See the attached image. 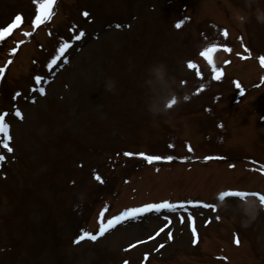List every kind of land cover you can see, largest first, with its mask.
<instances>
[{"label":"rangeland","instance_id":"1","mask_svg":"<svg viewBox=\"0 0 264 264\" xmlns=\"http://www.w3.org/2000/svg\"><path fill=\"white\" fill-rule=\"evenodd\" d=\"M39 2L0 0V29L20 15L9 38L29 33L14 53L0 39V114H6L14 148L2 149L0 138L6 159L0 168V264H264V212L247 227L241 220L238 228L225 226L242 219V200L219 195L230 188L264 192V84L240 102L241 90L260 84L264 72L257 63L264 56V22L257 20L258 14L264 19V0H55L51 19L33 32ZM83 12L92 24L81 19ZM72 26L73 37L85 29L87 38L73 42ZM65 38L72 48L64 55ZM206 49L207 58H199ZM158 62L167 67L177 96L189 99L153 115L148 102L161 90L148 68ZM17 109L22 119L12 116ZM186 141L195 150L191 157H202L192 165L153 171L140 162L114 161L128 150L188 158ZM171 197L209 209H192V218L184 212L137 217L95 241L74 243L83 232L97 234L121 208ZM109 202L110 213L101 215ZM235 229L244 246L234 251L237 259L226 252L229 263L215 262L213 254L223 253L215 234L233 250ZM194 258L200 262L190 263Z\"/></svg>","mask_w":264,"mask_h":264},{"label":"snow or ice","instance_id":"2","mask_svg":"<svg viewBox=\"0 0 264 264\" xmlns=\"http://www.w3.org/2000/svg\"><path fill=\"white\" fill-rule=\"evenodd\" d=\"M54 2H55V0H40L38 7H37V10H36V15H35V18L33 21L34 24L43 23L44 21L51 19V8H52V5ZM84 15L87 16L88 14L85 12ZM20 21H21V16L16 15L13 23H11L8 26L0 29V39H2L5 36V34L9 33L12 28L16 27L17 23ZM117 27H119V25H117ZM177 27H180V24H177ZM83 35L84 34L81 32L77 36V39H80ZM225 35H226V33H225ZM68 47H69L68 44L62 45L60 48V52L63 53L64 50L67 49ZM208 51L209 50L206 49L205 51H202L200 53V55L206 56V58H207V52ZM209 61H210V58H209ZM65 62H67V61H65ZM262 62H264V59H262ZM53 63H55V60H53ZM188 67H190V68L193 67L191 62H189ZM0 71H2V70H0ZM216 71H217V69H215V67H214L213 72L215 73ZM214 78L219 79V76H215ZM36 80L39 81L40 77H36ZM201 87H203V85H201ZM39 91H40L41 95L44 94L43 88L39 89ZM17 95H19V93H17ZM185 99H187V97ZM174 102H175V100L173 98V100L169 102L168 106L170 107L171 104ZM5 115L6 114H0V133H3L4 136H6L10 140L11 137L8 135L9 124L5 123ZM15 117H19L21 119L23 118L19 109H17L15 111ZM4 147L7 148L9 152L12 151V149L8 146V144H4ZM124 155L125 156L140 155L148 162L159 161L161 159H164V160H171L172 159L171 156L161 157L159 155H146L144 153L134 154L131 152H126V153H124ZM3 159H4V157L0 156V161H2ZM206 159H208V157H206ZM95 179L97 181L103 182L99 175H96ZM249 196L258 197L260 203L262 205H264V195H260L259 193H255V192L226 191V192H222L220 194L221 200H223L225 197L239 198L241 200H244L246 197H249ZM180 206L183 207V205H180ZM211 207L213 208V210H215V205H211ZM162 209H168L170 211H175L176 205L173 203H170L168 201H163V202H159V203H147V204H144V205L139 206V207H133V208L126 209L125 211L121 212L120 214L108 219L106 223L101 224L97 234L94 235V234L89 233V232H83L82 235H80L76 238L74 243H79L80 241L84 240L85 238H88L92 241H95L98 238V236L104 235V233L107 230L113 228L115 226V224L121 223L125 218L136 219L141 214H145V213H149V212H153V211L154 212H160ZM101 215H102V213H101ZM216 219H219V217H216ZM193 233L195 235V229H193ZM167 238L169 240L172 239L170 232L167 234ZM195 242L196 241L194 239L193 243H195ZM235 242L237 244H239V239H237ZM159 247H163V245H160ZM125 264H126V262H125Z\"/></svg>","mask_w":264,"mask_h":264},{"label":"clouds","instance_id":"3","mask_svg":"<svg viewBox=\"0 0 264 264\" xmlns=\"http://www.w3.org/2000/svg\"><path fill=\"white\" fill-rule=\"evenodd\" d=\"M257 20L260 22H264V19L258 14ZM148 72L150 73L151 77L156 81L157 86L161 90V96L151 102H148V111L153 115L156 114L159 110L163 109L167 111L169 100H172L175 97L176 102H180L181 100L189 99L188 95L185 94L183 97L176 96L174 91V87L172 86V78L168 74L167 67L162 63L158 62L155 63L148 68ZM151 82V81H147ZM107 90L111 91L114 88V84L112 82H108L106 84ZM187 97V99H185ZM223 205V202H221ZM239 211L241 212L242 219H241V226L247 227L256 217L259 215L260 212H264V205L258 202L255 199H247L241 201L238 204Z\"/></svg>","mask_w":264,"mask_h":264}]
</instances>
